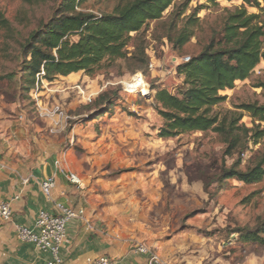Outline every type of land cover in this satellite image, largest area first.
Wrapping results in <instances>:
<instances>
[{
    "label": "rangeland",
    "instance_id": "obj_1",
    "mask_svg": "<svg viewBox=\"0 0 264 264\" xmlns=\"http://www.w3.org/2000/svg\"><path fill=\"white\" fill-rule=\"evenodd\" d=\"M259 1L264 7V0ZM58 2L0 0V107H5L7 120L32 126L37 143L55 145L60 169L80 179L91 216L106 231L148 245L160 256L161 264H264V245L240 244L229 235L237 228L252 229L264 218V179L249 185L237 179L215 183L222 168L230 167L238 155L225 157V145L213 132L160 139L163 121L154 102L159 89L173 94L181 89L176 68L182 59L202 51L201 38L210 26L220 23L223 9L243 3L220 1L213 7L207 0H191L186 15L199 6L208 8L199 13L201 29L182 53L163 38L173 7L160 22L134 34L129 54L142 41L149 64L155 65L153 71H138L151 87L145 98L125 93L124 83L134 74L132 64L122 60L94 78L79 73L52 85L42 84L38 92L21 94V45L51 18ZM117 3L90 0L84 11L110 14ZM247 10L259 14L256 8ZM260 81H264V63L249 80L223 92L227 100L216 111L264 104L262 91L255 86ZM76 87H82L83 93ZM105 92L118 97L113 106L98 102ZM57 106L63 116L47 115ZM242 123L253 127L247 114ZM263 151L264 140L250 145L241 155L239 169L254 167Z\"/></svg>",
    "mask_w": 264,
    "mask_h": 264
},
{
    "label": "trees",
    "instance_id": "obj_2",
    "mask_svg": "<svg viewBox=\"0 0 264 264\" xmlns=\"http://www.w3.org/2000/svg\"><path fill=\"white\" fill-rule=\"evenodd\" d=\"M46 1L24 0L28 4ZM58 1L51 18L32 31L21 45V94L32 92L42 82L51 84L74 74L94 78L119 60L130 62L133 74L149 69L142 41L129 54L132 36L140 35L150 23L160 22L173 7L163 38L175 52L182 53L201 29L199 13L208 8L199 6L186 15L191 0H118L112 13L96 15L84 11L90 0ZM220 1L232 0H207V4L218 7ZM239 1L241 6L223 9L220 23L210 26V32L203 35L202 51L177 66L181 89L176 94L159 89L154 102L163 121L160 139L196 132L217 134L225 145L224 156L238 158L230 167H223L214 182L237 179L249 185L264 179V151L254 167L247 171L239 169L241 155L250 145L264 140V104L247 103L233 111H216L227 100L222 93L234 89L237 82L249 80L264 63V7L259 0ZM247 7L256 8L259 14H250ZM255 86L264 98V81ZM117 99L115 93L105 92L98 102L113 106ZM245 114L252 119V128L242 123ZM229 235L240 244L263 246L264 218H259L252 229L237 228Z\"/></svg>",
    "mask_w": 264,
    "mask_h": 264
},
{
    "label": "crops",
    "instance_id": "obj_3",
    "mask_svg": "<svg viewBox=\"0 0 264 264\" xmlns=\"http://www.w3.org/2000/svg\"><path fill=\"white\" fill-rule=\"evenodd\" d=\"M45 83L53 84L42 82ZM31 129L32 126L21 125L18 120H7L5 107H0V201L11 202L17 197L12 202V221L0 224V264H48L51 261L49 253L21 242L16 227L33 228L41 212L58 214L57 204L76 211L83 209L93 227L89 230L80 218L70 221L61 250L64 264H88L89 259L102 256L114 259L116 264H146V256L132 250L134 244L142 242L106 231L101 222L91 216L85 193L56 167L59 158L54 151L57 147L43 141L37 143ZM48 168L56 180L51 199L41 188Z\"/></svg>",
    "mask_w": 264,
    "mask_h": 264
},
{
    "label": "built area",
    "instance_id": "obj_4",
    "mask_svg": "<svg viewBox=\"0 0 264 264\" xmlns=\"http://www.w3.org/2000/svg\"><path fill=\"white\" fill-rule=\"evenodd\" d=\"M190 57H185L182 62H188ZM155 65L149 64V70L153 71ZM39 84L36 85L35 91L38 92L40 89ZM77 92L82 94V87H76ZM124 91L126 94L138 95L145 98L151 91L150 85L146 82L144 75L138 72L133 75L129 82L124 83ZM92 98L88 101L91 103ZM47 115H58L63 116L60 107H55L52 111H49ZM56 167L60 169L59 163L56 162ZM62 171V170H61ZM66 178L73 184L80 187L81 181L75 174H65ZM56 187V180L54 178L46 179L42 185V192L44 195L51 199L53 191ZM17 200V197L11 202L0 201V224L10 223L13 218L12 202ZM56 209L58 214L53 215L48 212H41L38 215L36 223L33 228H27L24 226L16 227L17 238L24 243H30L35 245L37 248L51 255V261L48 264H64L61 258V250L67 238V226L71 220L80 218L86 224L89 230H93V227L89 220L86 219L85 211L74 210L66 207L62 204H57ZM132 250L139 255L146 256V264H161L160 256L155 253L148 245L143 243L134 244ZM88 264H116L115 260L102 256L95 259H89Z\"/></svg>",
    "mask_w": 264,
    "mask_h": 264
},
{
    "label": "water",
    "instance_id": "obj_5",
    "mask_svg": "<svg viewBox=\"0 0 264 264\" xmlns=\"http://www.w3.org/2000/svg\"><path fill=\"white\" fill-rule=\"evenodd\" d=\"M46 174H47V179H51V178H53V174H52V170H51V168H48V169H47Z\"/></svg>",
    "mask_w": 264,
    "mask_h": 264
}]
</instances>
